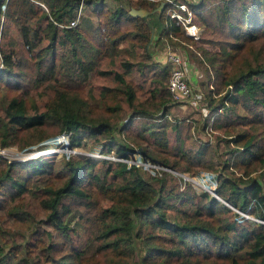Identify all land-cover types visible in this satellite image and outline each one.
<instances>
[{
  "label": "trees",
  "instance_id": "16d2710c",
  "mask_svg": "<svg viewBox=\"0 0 264 264\" xmlns=\"http://www.w3.org/2000/svg\"><path fill=\"white\" fill-rule=\"evenodd\" d=\"M162 1H165L164 7L158 8ZM82 4L95 13L98 19L95 27L88 14H84V26H68ZM128 6L142 8L145 14L133 16ZM189 9L192 23L201 24L210 35L199 39L216 47L208 50L199 46L201 63L210 66L208 84L212 85L216 78L226 88L217 101L212 94L214 87L210 88L207 103L210 113L205 125L211 114L222 108L220 115L225 113L226 119L221 120L219 115L215 125L243 126L244 130L237 132L233 140L243 142L242 150L251 161L263 158L264 150L255 140L251 125L258 121L264 126V61L233 79L228 78V69L247 43L255 40L264 43V0H214L212 4L207 0H119L114 8L108 7L106 0H0V106L3 112L0 149L26 144L25 152L43 149L50 152L52 144L43 138L46 131L53 130L54 134L62 133L66 137L70 148L87 147L91 142L100 146L97 150L101 154L117 157L80 155L57 164L45 157L48 151L18 161L0 154L1 160H7L0 166V193L7 189L6 200L19 197L18 201L0 204V209L14 219L29 221L31 214L20 207L19 201L26 193L34 194L48 211L45 221L62 238L90 220L96 228L93 240L99 241V252H115L131 258L120 264H156L157 255L176 258L180 264H221L226 258H231V264H260L258 258L262 252H258L263 246L259 250L253 246L251 256L241 262L227 238L207 222H180L171 217L169 203L180 197L171 185L173 171L158 168L153 173L144 165L126 161L134 158V153L129 154L134 145H140L144 161L150 159L172 170L193 174L199 169L213 170L206 147L210 144L200 140L196 148L185 147L179 122L169 118L171 99L166 85L170 70L153 60L149 50L153 40L151 15L157 14L163 23L161 36L193 38L185 24L169 19L171 10L187 15ZM86 24L94 29L93 34H89ZM131 41L133 44L126 46ZM124 48L133 56L142 48V54L152 59L151 64L123 59L120 62L123 72L101 68L104 58L114 61ZM197 54L201 56L200 52ZM142 65L158 67L157 73L162 74L157 79L153 72L151 95L156 97L161 93L163 97L151 104L138 98L143 84L131 76L137 69L143 71ZM97 74L113 75L117 85H104L100 103L93 104L94 97L82 96L72 86L87 83ZM239 108L251 115L240 113ZM138 119L139 126L135 124ZM173 138L178 144L172 143ZM224 163L229 168L230 160ZM66 167L69 177L63 185L41 183L46 174H63ZM87 178L111 203L93 215L73 209L66 200L79 198L81 204L91 200V190L83 186ZM217 178L219 184L215 190L223 200L264 220V180L252 178L241 182L237 176L227 173ZM230 204L211 195L205 209L210 216L232 212L248 223L250 219L232 210ZM261 225H264L261 221L254 224ZM237 226L238 222L233 220L227 229ZM46 237L51 236L46 232ZM140 242L144 247L138 252L136 247ZM40 243H43L41 239ZM29 244L26 242L24 250ZM56 245L58 241L40 245V250L47 252L48 262L82 264V250L52 257ZM14 247L17 252L16 246L7 249L0 242V264H21L24 251L22 257L15 256ZM27 262L33 264V259L28 258Z\"/></svg>",
  "mask_w": 264,
  "mask_h": 264
},
{
  "label": "rangeland",
  "instance_id": "374dc122",
  "mask_svg": "<svg viewBox=\"0 0 264 264\" xmlns=\"http://www.w3.org/2000/svg\"><path fill=\"white\" fill-rule=\"evenodd\" d=\"M213 2L214 0H207V3L209 4H212ZM106 4L108 7L114 8L119 5V0H106ZM163 7L161 4L158 6V8ZM78 13H80V19L76 26H84V14H88L90 16L93 22V27L98 24V19L89 6L82 4L78 9ZM149 21L153 26V40L149 47L150 53L152 54V59L159 62L158 64L160 65L168 66V69L170 70V55L172 53L179 54L184 60V65L189 74L190 83L194 88L193 96L191 98L185 101L174 100L173 96L170 95L168 91V82L170 76L169 71L166 85V90L168 91L169 97L171 99V103L169 104V118H171L173 122H179L181 135L185 137V147L191 146L196 148L199 146L200 140H204L210 144L206 147L208 150V158L210 160L209 162L213 164V170L199 169L193 174L172 170L171 168L155 164L150 159H147L148 161H144L141 158L142 147L140 145H134L135 149L132 152H129L131 155L134 153V158L130 159V161H136L137 163L150 168L151 172L153 173H155V169L158 168L168 169L174 172L171 173V185L172 187L174 186L175 190H178L180 197H177L174 200L172 199V202L169 203L168 212L173 219H176L180 222H207L213 229L217 230L220 234L227 238V240L230 242L229 244L231 245L233 252L235 253V256L241 262H243V260H245L248 256H251L250 250L253 246L254 248H257L256 250H259V248L263 246V249L258 252H262L258 260L260 264H264V225L254 226L255 222L261 221L264 223V220L254 215L240 211L235 206H232L229 202L223 200L215 190L219 184L217 176H220L222 173H227L232 177L237 176L241 182H249L252 178H257L261 181L264 180V156L257 162L251 161L242 150L243 142H236L233 140L234 135L237 132L244 130L243 126L226 125L222 128L216 126L215 119L224 111L222 108L212 113L208 125H205L206 116L210 113V108L207 105L210 88L214 87V89H212V94L214 95L216 101L219 100L226 88L216 78L215 80L217 81H212V85L208 84L207 70L208 67L210 68V66L208 65V67H206L204 63H201L202 51L199 49V46H203L208 50L216 49V47L210 43L203 42L202 39H199L200 36L202 38L203 35L210 36L201 24H193L188 28L186 26L187 33H192L191 36H193V40L190 38H184L182 36H174L173 39H171L172 37L169 38L167 36H161L163 23L160 21L157 14L151 15ZM85 26H87V31L89 34L94 33V29L90 25L86 24ZM194 39H196V41ZM125 44L126 46H131L133 42H127ZM197 52H200L201 56L198 55L199 53L197 54ZM123 59H130L133 61L141 60L142 62L147 61L150 64L152 62L151 58H147L142 54V48L137 49L136 56H133L131 52L124 48L120 54L115 57L114 61L104 58L101 68L112 69L114 71L120 70L123 72V69H121L120 66V62ZM262 61H264V43L262 40L251 41L246 44L244 49L238 54L236 59L229 66L228 78L231 77V79H233L241 72L247 70L249 67H254L258 62ZM142 67L144 68L143 71L137 69L131 74V76L135 81H141V84H143V88L138 92V98L151 104L163 97L161 93H158L156 97L151 95V81L155 77L153 72L156 74L157 79L161 77L162 74L161 71L157 73L158 67L154 68V66H151L153 70L150 67H145L143 65ZM213 73L214 71L212 74ZM144 77H146L145 80ZM104 85H117L113 75H92L87 83H80L77 86H72V88L73 91L82 94V96L94 97L93 104H99L100 93ZM36 92H38V90ZM36 92L34 91L35 95ZM26 96L29 95L26 94ZM239 111L242 114L251 115V113L242 108H239ZM2 113L3 112L0 106V115H2ZM225 116L226 115L224 113V115H220L219 117L222 118L221 120H224L226 119ZM135 124L139 126L141 124V120L138 119ZM251 129L255 132V140L264 150V126L258 121H254L251 125ZM54 133L55 132L53 130L46 131V135L43 138L44 140L48 141L49 144H52L51 151L46 153L45 156L52 163H63L69 157L80 155H85L92 158H100V151L97 150V148L100 147L99 145L92 144L89 141L90 143L87 147L70 148L67 145L69 144V141L64 135H62V133L59 135ZM227 138L229 140H225ZM172 143L178 144V141L173 138ZM26 146V144L23 146L21 144H13L12 146L4 149L5 151L3 156L7 157L8 155V158H10L12 161L22 160L23 156L25 155L23 154L25 153L24 147ZM233 148L238 149H236L234 152H231ZM171 152L174 153V147L171 148ZM4 159L6 160V158ZM4 159H0V166L2 163L4 165ZM227 160H230L228 165L229 168H225L226 164L224 162ZM68 177L69 169L66 167L63 174H46L45 177L42 178L41 183L60 186L66 182ZM85 180L86 181L84 182L83 186H86L85 188L91 190V200L86 202L82 201V204L79 198L70 197L66 200L71 204L73 209L84 210V214L93 215L98 209L100 211L111 203L106 197H102L99 194L100 192L96 189L94 184L89 181L88 178ZM2 190H4V193H7V189ZM4 193H0V204H4L6 202L12 203V201L19 200V197L16 199L8 197L6 200L4 198ZM211 195L216 196L219 200L226 202L228 205L230 204L232 210L240 212L242 215H245L248 219L255 222L253 223L249 220V222L246 223L242 218L236 216L232 212L222 215L213 214L214 216H210L207 213L205 207L209 205ZM39 200L40 199L34 196V194L26 193L21 201H19V203L21 202L20 207L31 214L29 221L14 219L11 215L5 212L4 209H0V225L2 228V231H0V242L7 249L11 245L16 246L17 252L15 251L14 247L15 256L22 257V251H24L25 259L21 262V264H28V258L33 259V264H51L47 260V252L45 250L41 251L40 245H48L55 241L59 242V245H56L55 248H53L55 250L52 252V257L54 256L55 258L63 257L64 255L70 254L71 252V255H73L77 251L82 250V264H120L131 260V258L124 257L123 255H119L115 252V255L111 252H99L97 250L98 246L100 245L99 241L93 240L96 228H93L94 222H91L90 220L86 223L84 222L82 228L78 229L77 227V229L72 231L70 235L62 238L60 233L45 221L48 211L41 206ZM83 202L85 204H83ZM87 203H90L91 206L88 207ZM76 219L77 216L73 218L72 224L75 223L74 221ZM233 220L238 222V226L234 229H227L228 223L232 222ZM35 230H39L40 233L38 232L37 234ZM46 232L51 236L49 239L46 237ZM258 237L260 239H257ZM40 239L43 243L38 245ZM26 242H30V244L24 250ZM143 247V244L140 242L136 247V251H141ZM256 250L254 251L255 254L257 253ZM206 260L207 258L205 257V261ZM154 262L156 264H161L162 262H164V264H180L178 259L170 257L165 258L164 255H157L154 259ZM221 264H231V258L222 260Z\"/></svg>",
  "mask_w": 264,
  "mask_h": 264
},
{
  "label": "built area",
  "instance_id": "2783aa9c",
  "mask_svg": "<svg viewBox=\"0 0 264 264\" xmlns=\"http://www.w3.org/2000/svg\"><path fill=\"white\" fill-rule=\"evenodd\" d=\"M44 6V4H42ZM80 19V13H78L77 17L70 21V24L68 26H75L78 24ZM169 19L173 22L175 21L177 24H185L188 27H191L193 25L192 23V10H188V14L186 15L185 12L178 11V10H171L169 12ZM197 29V28H196ZM189 35H192L191 32H188ZM171 59V67H170V76H169V82H168V88L173 96V99L176 101H185L193 96L194 88L190 83L189 80V74L188 71L184 65V60L182 57L177 53H172L170 55ZM8 148V147H6ZM5 148L0 149V154L3 155ZM45 149L42 150V153ZM48 150V149H46ZM41 151L40 150H33V151H26L23 159H30L34 158L37 155H39ZM100 157H111L113 159H117L116 156H106L101 153H99ZM7 157H9L7 155ZM128 162H135L136 161H130V159L126 160Z\"/></svg>",
  "mask_w": 264,
  "mask_h": 264
},
{
  "label": "water",
  "instance_id": "95a60500",
  "mask_svg": "<svg viewBox=\"0 0 264 264\" xmlns=\"http://www.w3.org/2000/svg\"><path fill=\"white\" fill-rule=\"evenodd\" d=\"M165 4L164 1L161 2V6L163 7V5ZM130 13L133 15V16H141L143 14H145V11L142 9V8H135V7H132L130 9Z\"/></svg>",
  "mask_w": 264,
  "mask_h": 264
},
{
  "label": "bare ground",
  "instance_id": "6f19581e",
  "mask_svg": "<svg viewBox=\"0 0 264 264\" xmlns=\"http://www.w3.org/2000/svg\"><path fill=\"white\" fill-rule=\"evenodd\" d=\"M50 148H52V147H50ZM40 151H41V152H40L39 154H43V153H42V150H40ZM45 151H48V152H49V150H45ZM45 151H44V152H45Z\"/></svg>",
  "mask_w": 264,
  "mask_h": 264
},
{
  "label": "clouds",
  "instance_id": "9594fccd",
  "mask_svg": "<svg viewBox=\"0 0 264 264\" xmlns=\"http://www.w3.org/2000/svg\"><path fill=\"white\" fill-rule=\"evenodd\" d=\"M45 151V150H44ZM44 153V152H43ZM46 153H49V152H45L44 154H46Z\"/></svg>",
  "mask_w": 264,
  "mask_h": 264
}]
</instances>
